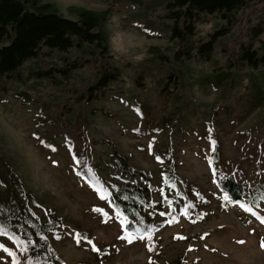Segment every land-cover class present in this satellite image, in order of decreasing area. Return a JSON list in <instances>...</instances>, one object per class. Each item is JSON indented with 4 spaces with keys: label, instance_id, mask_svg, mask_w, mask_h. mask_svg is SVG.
<instances>
[{
    "label": "rangeland",
    "instance_id": "374dc122",
    "mask_svg": "<svg viewBox=\"0 0 264 264\" xmlns=\"http://www.w3.org/2000/svg\"><path fill=\"white\" fill-rule=\"evenodd\" d=\"M35 1L69 17L79 8L107 11L108 50L99 55L88 43L65 51L41 46L16 71L0 76V224L41 245L45 240L26 236L15 207L54 221V230L44 234L52 250L29 252L54 264H149V257L151 264H264V223L224 202L220 188L229 174L244 189L264 183V68L252 69L237 55L241 46L255 48L264 40V0H249L229 20L201 13L188 56L168 38L170 0ZM220 29L225 32L202 58L197 46ZM73 63L79 65L70 69ZM221 69L229 74L217 76ZM105 73L111 78L102 85ZM115 149L150 174L153 201L160 199L161 173L170 167L175 187L166 194L177 210L194 205L190 217L171 224L149 215L165 210L162 204L143 213L156 225L152 251L144 241L117 239L122 230L108 197L101 200L88 182L85 164L113 190L120 179ZM244 199L264 215L263 201ZM76 233L107 255L77 244ZM0 244L20 255L8 236L0 234ZM0 257V264H11L7 253Z\"/></svg>",
    "mask_w": 264,
    "mask_h": 264
},
{
    "label": "trees",
    "instance_id": "16d2710c",
    "mask_svg": "<svg viewBox=\"0 0 264 264\" xmlns=\"http://www.w3.org/2000/svg\"><path fill=\"white\" fill-rule=\"evenodd\" d=\"M248 1L170 0L166 5V16L170 20L168 38L174 44L181 43L180 48L185 50L188 56L192 44L191 37L196 31V20L201 13H218L222 19L229 20ZM106 17L107 11L105 10L79 8L75 17H69L60 14L48 3L38 4L35 0H0V76L16 71L27 59L35 56L41 46L65 51L73 45L80 46L88 43L93 44L99 55H103L108 50ZM224 32V29H220L210 33L208 39L197 46L198 55L208 59L216 39ZM237 55L239 60L245 61V64L252 69L264 68V40L255 48L241 46ZM78 65L79 63H73L69 67L72 69ZM223 74H229V71L221 69L216 73L220 77H223ZM110 78L111 76L105 73L101 78L102 85H105ZM168 78L173 79L175 75L170 73ZM170 79L167 80L168 83ZM213 159H217V154ZM113 163L121 177L119 176L120 179L109 192L111 193L108 196L109 204L114 212L118 207L129 219L139 213L148 223L151 219L149 215L143 213L153 206L152 194L155 190L150 181V174L145 170L135 168L127 157L116 149L113 150ZM170 170V167H165L164 173L171 178L172 182L174 173ZM123 174L134 179L130 180ZM224 177L220 184L222 193L227 191L232 199L241 201H246L244 196H247L249 201L255 205L264 202V183L244 189L243 185L231 174ZM15 210L22 226L29 229V231L23 229L28 237L37 238L38 236L35 235L37 231L46 234L49 232L47 231L49 227L52 230L56 227L54 221H51L49 225L36 214L19 207H15ZM41 245L42 247L34 248L32 253L40 255L52 250L49 240ZM46 261L45 259L39 260V264H45ZM51 264L54 263L51 262ZM172 264L182 263L180 261V263Z\"/></svg>",
    "mask_w": 264,
    "mask_h": 264
},
{
    "label": "snow or ice",
    "instance_id": "6c2138e0",
    "mask_svg": "<svg viewBox=\"0 0 264 264\" xmlns=\"http://www.w3.org/2000/svg\"><path fill=\"white\" fill-rule=\"evenodd\" d=\"M33 136H36V133H33ZM39 139V137H37ZM40 144L45 145L46 147L50 148L52 151H55V147L51 144H47L46 141L43 139H39ZM69 151H71V146L69 147ZM157 161L161 160L160 156L155 157ZM73 161L77 164L80 163V160L78 157L74 154L72 157ZM53 164H57L58 162L53 160ZM209 164L211 165V161H209ZM84 168L88 169L89 173V180L88 182L90 185L94 187V190L99 195L101 200L106 199V197L110 196L111 193H109L108 189L101 185L100 181L94 176L91 175V169L88 168V166L85 164L83 165ZM78 176L82 175L81 172L77 171L76 173ZM162 177V184L163 186L159 189V197L160 199L157 201H153L152 204H162L165 206V210H157L156 212L149 213V215H155L158 214L161 217H167L168 219L165 221V223H173L174 221L178 220V216H184L185 218H188L192 215L190 209L194 207L191 202L183 204L182 207H179L177 210V206L174 205L172 197L166 194V189L168 188H174L175 185L171 183V178L168 177L165 173H161ZM225 179L227 177H224ZM135 183V182H133ZM114 187V186H113ZM127 199V197H125ZM223 200L224 202H231L233 204H237L244 212L250 213L252 216H254L257 220H259L261 223H264V215H261L259 212L253 209L252 206L249 204L242 202L241 200L232 199L227 191L223 192ZM260 205H257V208H259ZM94 211L100 212L102 215L107 216L108 213L104 212L103 208H96L93 207ZM202 215V214H201ZM201 215H198L196 218L200 219ZM115 216L119 220L120 228H121V234L117 237V239L123 241L127 245L133 244L135 241L140 240L145 242V247L148 249V251H152L155 247V241L153 240V234L156 230V225L147 223L145 218L141 216L139 213L134 214L132 219H129L127 215L122 213L118 207H116L115 210ZM195 222V221H193ZM49 225H51V221L48 222ZM47 231L51 232L52 228L49 227ZM0 234L6 235L15 242V244L18 246V250L20 255H17L16 251H13L10 247L5 246V244H0V251L7 253L9 257H11V264H39L40 257L39 256H30L29 252H31L34 248L37 246L42 247V245L39 244V241H33L32 243L28 244L25 240H22L19 236L15 234V231L9 232L7 227L3 224H0ZM36 236L39 237L40 240H47V236L44 235L42 231H37L35 233ZM205 235H207L205 233ZM59 237H57L58 239ZM76 240L77 244L81 243H87L91 246V250L97 253H100L103 251L105 255H107V249H100L97 247V245L93 242L91 238H88L87 236H81L80 233L74 234L73 237ZM183 239V237H180ZM238 243H243V241H238ZM262 248H264V241L261 242L260 245ZM115 247V246H113ZM119 251V249H116ZM23 258V260H22ZM0 259H3V257H0ZM45 264H51L50 260H47ZM149 264H151V257H149Z\"/></svg>",
    "mask_w": 264,
    "mask_h": 264
}]
</instances>
